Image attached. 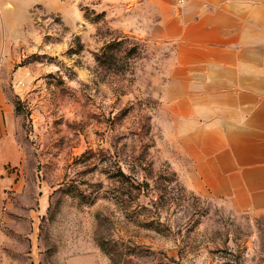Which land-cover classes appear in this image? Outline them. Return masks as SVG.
<instances>
[{
  "label": "rangeland",
  "instance_id": "rangeland-1",
  "mask_svg": "<svg viewBox=\"0 0 264 264\" xmlns=\"http://www.w3.org/2000/svg\"><path fill=\"white\" fill-rule=\"evenodd\" d=\"M162 1L0 2V264H264V212L198 168Z\"/></svg>",
  "mask_w": 264,
  "mask_h": 264
},
{
  "label": "crops",
  "instance_id": "crops-1",
  "mask_svg": "<svg viewBox=\"0 0 264 264\" xmlns=\"http://www.w3.org/2000/svg\"><path fill=\"white\" fill-rule=\"evenodd\" d=\"M177 3H160L155 28L176 42L182 72L176 80L198 91L192 105L207 106L208 140L197 141L198 168L211 171L214 193L264 212V0ZM2 25L0 9V46ZM2 107L0 97V168L8 157Z\"/></svg>",
  "mask_w": 264,
  "mask_h": 264
},
{
  "label": "trees",
  "instance_id": "trees-1",
  "mask_svg": "<svg viewBox=\"0 0 264 264\" xmlns=\"http://www.w3.org/2000/svg\"><path fill=\"white\" fill-rule=\"evenodd\" d=\"M114 43H109L105 46L104 49H102L98 54H96V59L100 60V59H104L106 58V53L108 52V50L110 49V47L113 45Z\"/></svg>",
  "mask_w": 264,
  "mask_h": 264
}]
</instances>
